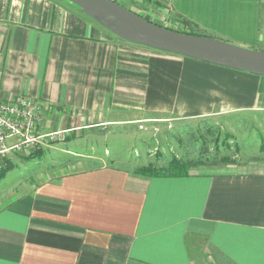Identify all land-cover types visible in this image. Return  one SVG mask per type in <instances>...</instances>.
<instances>
[{"label": "crops", "instance_id": "1", "mask_svg": "<svg viewBox=\"0 0 264 264\" xmlns=\"http://www.w3.org/2000/svg\"><path fill=\"white\" fill-rule=\"evenodd\" d=\"M116 1L264 50V0ZM18 95L40 105L36 133L80 142L114 124L264 109V75L125 41L66 0H0V100ZM111 163L1 207L0 264H264V166L179 175Z\"/></svg>", "mask_w": 264, "mask_h": 264}, {"label": "rangeland", "instance_id": "2", "mask_svg": "<svg viewBox=\"0 0 264 264\" xmlns=\"http://www.w3.org/2000/svg\"><path fill=\"white\" fill-rule=\"evenodd\" d=\"M121 4L128 8L124 2ZM153 18L150 20L157 22L155 15ZM135 123L137 126L114 124L103 135L96 129L95 133L85 134L80 142L79 139L69 142L62 131L42 134L37 144L20 150L13 166L4 173L5 160L1 165L0 208L52 177L95 163L112 162L125 168L148 163L161 166L175 156L185 161L199 158L200 162L209 163L191 166L189 170L227 163L239 170L264 166V109L222 110L189 117L161 116ZM39 148L43 150L39 156H24ZM211 257L210 264H227L218 255Z\"/></svg>", "mask_w": 264, "mask_h": 264}, {"label": "water", "instance_id": "3", "mask_svg": "<svg viewBox=\"0 0 264 264\" xmlns=\"http://www.w3.org/2000/svg\"><path fill=\"white\" fill-rule=\"evenodd\" d=\"M117 37L157 50L264 75V50L168 28L114 0H66Z\"/></svg>", "mask_w": 264, "mask_h": 264}, {"label": "built area", "instance_id": "4", "mask_svg": "<svg viewBox=\"0 0 264 264\" xmlns=\"http://www.w3.org/2000/svg\"><path fill=\"white\" fill-rule=\"evenodd\" d=\"M40 118V105L30 97L18 95L0 100V169L13 152L38 143L42 134L35 129Z\"/></svg>", "mask_w": 264, "mask_h": 264}, {"label": "trees", "instance_id": "5", "mask_svg": "<svg viewBox=\"0 0 264 264\" xmlns=\"http://www.w3.org/2000/svg\"><path fill=\"white\" fill-rule=\"evenodd\" d=\"M114 1H116V0H114ZM116 2H118V1H116ZM129 9H131V8H129ZM136 13L140 14L141 16H143L146 19H149L145 15H142L139 12H136ZM184 24H185V28L181 29V30H178V31L187 32V33H191V34H197V35H208V34L204 33L200 28H198V27H196L194 25H190L186 21H185ZM163 26H165V25H163ZM166 27H168V26H166ZM168 28H170V27H168ZM171 29H173V28H171ZM175 30H177V29H175ZM208 36H211V35H208ZM42 151L43 150L41 148H39V149H37L35 151L34 150L33 151H28V153L24 154V156H26V157L27 156L36 157V156H39L40 154H42ZM19 155H20V153L17 152L12 157L5 159V166H4L3 170H2V173H4L9 167L13 166V164L15 162L14 161V157L15 158L17 156L19 157ZM199 164H209V163L208 162H204V161L200 162L199 158L195 159L194 161H190V160L189 161L188 160L185 161V160L179 159V158L174 156V158L171 161H169V163L167 162V163H165V164H163L161 166H155L153 164L151 165L150 163H148L146 165H135L133 167H127V168H129V169H131V170H133L134 172H137V173L179 174V175H183V174L188 173L189 168L191 166H196V165H199ZM97 166H100V163H97V164L95 163V164L89 165V167H97Z\"/></svg>", "mask_w": 264, "mask_h": 264}]
</instances>
